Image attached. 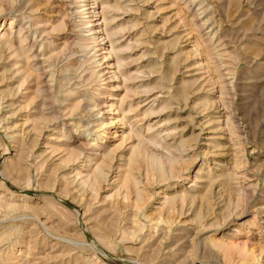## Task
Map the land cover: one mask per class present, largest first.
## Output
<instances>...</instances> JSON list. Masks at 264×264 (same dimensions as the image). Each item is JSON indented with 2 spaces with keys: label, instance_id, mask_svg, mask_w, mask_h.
<instances>
[{
  "label": "rangeland",
  "instance_id": "rangeland-1",
  "mask_svg": "<svg viewBox=\"0 0 264 264\" xmlns=\"http://www.w3.org/2000/svg\"><path fill=\"white\" fill-rule=\"evenodd\" d=\"M86 2L0 0V264H264V0Z\"/></svg>",
  "mask_w": 264,
  "mask_h": 264
},
{
  "label": "bare ground",
  "instance_id": "bare-ground-1",
  "mask_svg": "<svg viewBox=\"0 0 264 264\" xmlns=\"http://www.w3.org/2000/svg\"><path fill=\"white\" fill-rule=\"evenodd\" d=\"M83 2L84 4H82L83 6H86L87 5V2H86V0H80V2ZM89 7H86L85 9H88ZM79 9V8H78ZM72 10H76V9H72ZM88 12L89 11H87V12H85V13H87L88 14ZM84 14V13H83ZM89 17H90V15H89ZM96 21V20H95ZM100 22V21H99ZM85 23V22H84ZM102 23V22H101ZM98 25V24H97ZM100 26V25H99ZM88 28H86V30L89 32V36L93 39V38H95L96 37V35H97V30H96V25L94 26V24H90V25H88L87 26ZM52 38V37H51ZM67 68V64H65V65H63L62 66V69H66ZM64 77H66V75H64L63 76V78ZM62 78V79H63ZM62 86H63V80L61 81H59L58 82V84H57V94L59 93V92H61V89H62ZM64 100V98H62V99H60V101H63ZM59 101V100H58ZM97 104H95V106H96ZM82 118L83 117H81L80 119L82 120ZM90 120V119H89ZM89 122L90 121H85V119H83V121L81 122L82 123V126H85L87 129H90V127H89ZM92 129V128H91ZM100 131V130H99ZM84 132V131H83ZM94 177V176H93Z\"/></svg>",
  "mask_w": 264,
  "mask_h": 264
}]
</instances>
